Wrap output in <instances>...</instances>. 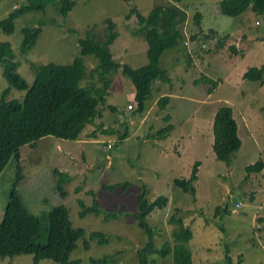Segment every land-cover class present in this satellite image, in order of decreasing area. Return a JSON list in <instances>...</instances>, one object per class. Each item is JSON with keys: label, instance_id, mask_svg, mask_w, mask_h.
Here are the masks:
<instances>
[{"label": "rangeland", "instance_id": "obj_1", "mask_svg": "<svg viewBox=\"0 0 264 264\" xmlns=\"http://www.w3.org/2000/svg\"><path fill=\"white\" fill-rule=\"evenodd\" d=\"M26 1L0 0V20ZM166 2L187 11L186 18L177 24L185 36L183 41L165 49L160 59L172 83H151L144 114L136 111L130 78L118 71L105 103L97 107L102 116L86 125L78 141L48 135L20 149L23 178L17 183V191L34 214L46 212L56 204L68 207L73 224L85 229L71 254V259L79 260L78 264H92L90 258L106 254H112L114 259L109 264H139L138 250L146 236L132 213L138 209L137 196L143 182L148 198L161 194L169 197L165 207L154 208L147 217L155 228L156 247L173 245V231L183 220L194 232L188 247L195 264H225L226 247L233 264L239 258V264H264V229L255 227H261L255 215L264 208V169L245 170L247 164L264 160V83L242 77L247 68L264 63V11L247 8L238 15H227L219 10L218 0H75L65 16L57 10L59 2L49 1L44 9L19 15L12 32L0 26V41L11 42L17 70L31 84L34 71L30 63H72L79 56V38L104 35L107 19L111 18L115 22L113 30L118 32L110 45L114 58L138 68L148 62L147 41L143 34L134 33L138 22L133 8L147 14L152 6ZM52 18L55 22L50 21ZM41 21L37 40L22 54V27ZM193 34L197 37L191 38ZM82 57L89 72L96 59L93 55ZM210 80H216L217 85L213 87ZM80 84L99 85L97 75L90 78L87 74ZM8 88V100L24 98L26 90L11 87L0 67V95ZM164 95H170L171 102L161 108L157 100ZM225 104L232 107L238 120L246 116L252 122L247 134H239L241 147L228 163L217 161L212 150L211 120ZM166 116L175 128L165 138L156 137V131L168 124ZM101 121L110 131L98 128ZM194 124L196 128L192 127ZM92 130H96L95 134L87 136ZM195 162L201 164L194 196L177 186L174 178L190 177ZM55 168L60 172H55ZM15 172L16 163L11 159L0 175V220ZM61 176L68 177L65 194L56 187ZM110 183H115L111 189L105 186ZM94 195L101 212L80 216L78 198L90 205ZM237 201L241 204L236 205ZM224 207L227 211L221 210ZM116 208L126 214L103 218V211ZM93 230L105 233V243L89 237ZM84 240L88 241V248ZM150 259V264H173L170 254H153ZM0 264H32V255L0 258ZM38 264L56 263L42 259Z\"/></svg>", "mask_w": 264, "mask_h": 264}, {"label": "trees", "instance_id": "obj_2", "mask_svg": "<svg viewBox=\"0 0 264 264\" xmlns=\"http://www.w3.org/2000/svg\"><path fill=\"white\" fill-rule=\"evenodd\" d=\"M59 2L57 9L61 15L68 12L75 5V0H27L19 6H14L8 16L0 20V26L6 32L14 29V20L22 13L32 9H44L49 2ZM219 10L227 15H238L247 8L255 11H264V0H219ZM57 7V4H56ZM137 28L135 34H143L147 41L146 54L148 62L141 67L132 68L127 64L118 62L110 48L115 36L118 34L113 28L115 22L108 18L104 35H87L79 38V56L70 64L49 62L36 65L30 63L34 71V79L29 84L18 72V62L14 61L13 47L10 41H0V67L10 86L18 90H26L22 100H8L10 88L5 89L0 95V175L11 159L16 163L15 180L9 198L6 202L3 218L0 220V258H11L31 254L32 264H38L42 259H49L56 264H78L79 260L71 259L72 252L77 248V241L85 234V229L75 226L65 204H56L46 212L34 214L26 207L21 195L17 191V183L23 178L19 164L20 149L26 144L33 145L44 136H54L60 139L78 140L84 132L86 125L93 124L96 117L101 114L97 107L105 103V97L111 83L118 71H123L131 80L135 92L134 101L136 111L144 113L145 102L154 80L172 83V77L167 69L161 67L160 59L165 49L176 46L184 39V34L178 27V22L185 19L187 11L180 6L156 4L147 14L136 7L133 8ZM197 14H201L198 12ZM51 22H55L52 18ZM43 21L33 26H23V37L20 42V52L25 54L37 40ZM197 37L193 34L191 38ZM186 43V40L184 41ZM205 47H207L206 43ZM233 52L237 53L234 46ZM93 55L96 65L86 70L82 56ZM121 66V69L119 67ZM89 74L90 78L97 75L99 85L82 86L80 83ZM242 77L252 81L264 83V63L259 67L247 68ZM215 87L216 80H210ZM170 95L162 96L157 102L161 108H166L170 102ZM132 107V106H131ZM168 124L155 133L156 137L165 138L170 135L174 125L169 123L170 117H165ZM102 129V125H100ZM93 131V130H92ZM87 136L94 135L93 132ZM110 131L108 128L102 132ZM213 144L212 150L217 161L230 162L234 154L241 147V138L238 126L233 115L232 107L225 104L220 106L213 117L212 123ZM90 135V136H91ZM125 136L122 137L124 139ZM195 162L190 177H175L174 183L184 191L195 196V181L198 178L199 165ZM264 169V160L247 164L246 172H260ZM55 172H60L55 168ZM70 177V176H69ZM68 177L61 176L56 187L61 194H65L64 183ZM109 189L115 183L106 184ZM91 193L94 194L92 190ZM138 209L132 216L137 220L146 236L145 243L138 250V263L150 264L153 254L161 257L172 255L173 264H195L192 250L188 243L194 236L191 225L180 220V227L173 231L174 244L164 243L156 247L154 243L155 228L148 222V216L154 208H163L169 203L167 195H157L150 199L147 196V187L143 182L141 191L137 196ZM81 206L79 215L88 212L98 215L101 212L99 202L93 196L90 205L78 198ZM227 211L226 207L221 209ZM104 219L116 218L124 212L117 208L103 211ZM126 214V213H124ZM177 217V213L174 217ZM90 238H97L98 243H105L107 236L103 231L93 230ZM88 248V241L84 240ZM225 264H233L226 247ZM112 254L100 258H90L92 264H109L113 262ZM240 263V258L238 263Z\"/></svg>", "mask_w": 264, "mask_h": 264}, {"label": "crops", "instance_id": "obj_3", "mask_svg": "<svg viewBox=\"0 0 264 264\" xmlns=\"http://www.w3.org/2000/svg\"><path fill=\"white\" fill-rule=\"evenodd\" d=\"M219 1V0H218ZM172 3H174V2H172ZM161 4H164V3H161ZM164 5H171L170 3H168L167 4V2L164 4ZM178 5V4H177ZM172 6H176V3L174 4V5H172ZM181 7V6H180ZM186 41H188L187 40V38L185 39ZM185 43V42H184ZM191 54H192V52H191ZM162 97V96H161ZM170 102H171V99H170ZM170 102H169V104L167 105V107L170 105ZM233 110V109H232ZM146 110H145V113L144 114H146ZM99 114H102V111H100V113ZM234 115V114H233ZM102 116V115H101ZM100 116V117H101ZM235 119H236V122H237V126H238V134H240L241 132H243V134H247L248 132H249V129H250V127H251V125H252V122H250L247 118H246V116H242L241 117V119L240 120H238L236 117H235ZM95 121V120H94ZM170 121V120H169ZM185 122H189V121H187V119H185ZM211 123H213V119L211 120ZM173 124V123H172ZM100 125H102V129L100 128ZM174 125V124H173ZM106 126V124H103V122L101 121V122H99V124H98V128H100V130H103V129H105L104 127ZM192 127H194V128H196V125L194 124ZM175 128V127H174ZM192 131V129H191V127L189 126V128H188V131H187V133H188V135H189V138H190V132ZM172 132V131H171ZM171 134V133H170ZM192 136V135H191ZM192 138V137H191ZM76 141H78V140H76ZM262 207V206H261ZM264 208L263 209H261V210H259L260 211V214L259 215H255V218H259V220H260V223H261V227H259V225L258 224H256V229H264ZM263 224V225H262Z\"/></svg>", "mask_w": 264, "mask_h": 264}, {"label": "built area", "instance_id": "obj_4", "mask_svg": "<svg viewBox=\"0 0 264 264\" xmlns=\"http://www.w3.org/2000/svg\"><path fill=\"white\" fill-rule=\"evenodd\" d=\"M129 107H131V105H129ZM103 149H105L104 145H103ZM240 204H241V201L236 202V205H240Z\"/></svg>", "mask_w": 264, "mask_h": 264}]
</instances>
